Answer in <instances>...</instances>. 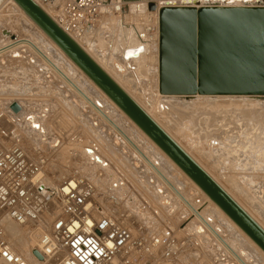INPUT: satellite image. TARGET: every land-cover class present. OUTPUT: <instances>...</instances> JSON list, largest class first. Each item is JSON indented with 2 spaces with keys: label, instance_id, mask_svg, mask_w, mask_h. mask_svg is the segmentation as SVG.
<instances>
[{
  "label": "rangeland",
  "instance_id": "374dc122",
  "mask_svg": "<svg viewBox=\"0 0 264 264\" xmlns=\"http://www.w3.org/2000/svg\"><path fill=\"white\" fill-rule=\"evenodd\" d=\"M131 13L132 11L129 10V8H126L125 11L121 14L120 23H118V32H120L121 30L122 32L117 33V36L119 38L115 36V38H117L116 41L111 38V40H109L110 42L107 41L106 44L104 42L98 43V45L96 44L99 47L101 46V48L104 50V54L96 51H89L90 55L109 72L112 70L109 68L110 58L117 57V59L124 62L122 59L125 51L124 49L128 48V46L133 47L136 42H139V39L137 38L138 36L135 37L136 42L132 44L130 42H127V35L129 34V32H131V29H133V24H135L131 23L132 20L129 16ZM24 18L25 17H23L22 13L18 12L10 2H8L7 0H0V38L3 39L1 37V33H3L4 31L7 32V39L10 41L21 37H36L39 42L41 41V39L44 40L38 34L37 30H35ZM134 29L136 32H138L135 27ZM139 31L141 32V30ZM134 32H132V34ZM121 33H123V35ZM121 37H123V39ZM112 41L115 43V45L114 43H112ZM41 43L49 49V54L56 62L61 64L62 62H64V59L52 48L48 47L45 43H43V41ZM106 46H108L107 49H104L106 48ZM112 47L114 51L111 50ZM12 53H14V55H12ZM112 53L113 56L111 55ZM144 60L145 56L140 60L130 59L132 67L135 69L134 72L136 73L137 78L133 77V71H128L129 75L124 79V81H119L120 84L123 85L127 92L132 95V97L137 99V101L139 100V103L143 107H145L146 110H150L151 114H153L154 117L156 116V120L158 122L160 121L159 123L166 130H168V132H170L172 136L177 138L178 141L180 140L179 143L186 147L188 151H190V154L194 156V158L200 163V165H202L204 169H206L216 180L221 181L220 183L225 188H227L230 193H232L231 195L234 196V198H236L246 208V210H248V212H250L264 227V169L262 170V167L264 168V162H262V164L259 166L254 165L252 168L250 167L251 164H248L249 162L252 163V161L250 160L254 158V154L252 153H254L255 150H252L253 152H251V149H244L246 151L245 153L247 154L243 153L241 159L244 160L245 158H247L249 162L247 163V166L246 164H243L245 163L244 161L246 159L244 161L241 160L240 162H243L241 165L242 167L244 165V167L240 168L241 165L239 163L237 165V162H239L240 158H236V155L234 156L232 154L231 147L229 146L230 144H226L230 149H224L223 151H221V153L219 152V154L218 152H215L216 150H213V147H211V150L209 148L211 152L209 151L207 153L208 150L203 149L204 147L202 146L204 145L203 138L206 134L214 135L216 133L220 136L221 132L227 134V131H229L228 136L230 137L229 141H232V148L236 143L238 144L239 142L241 144H247L245 138L251 137V133H253L252 137L253 135L256 138L258 136H260V138L264 137V131L261 127L264 126V118L261 117L264 116V97L253 96L250 98H237L230 100L224 99L225 101H227V103L221 99H211L212 101L207 100L206 102V99L201 100L199 99V97H179L176 98L178 99V101H176V99L174 100L177 102L178 106H180L181 108L182 106H184L187 110L193 109V113L192 111H190L189 113L185 111L187 115L178 116L174 114L171 116L170 109L164 107V109L157 111L156 107H153V105L157 104V102L159 101L156 89L157 68L153 60L150 64H148ZM139 64H142V67H138ZM64 65L69 71L68 76H70L71 80L80 83L81 86H84L85 90H83L88 98H90L92 101H99L100 103L105 104L100 95L89 91L87 83L80 77L77 71L68 66L67 63ZM111 73L113 74V71H111ZM12 101L18 102V104H20V112L22 113L18 112L11 114V112L8 110V106ZM218 101L220 103H218ZM219 104L221 105L220 108L219 106L217 107V105ZM222 104L224 107H222ZM209 105L210 107H208ZM211 106H213V109L211 108ZM225 106H227V108ZM246 107L248 109H246ZM194 108L198 109V111ZM255 109L259 111V113H257ZM260 110H262V112ZM224 111L226 112V114ZM167 112H169L170 114H167ZM204 114H206V116ZM179 120H181V122H179ZM31 121H35L34 123L37 127L32 126L30 124ZM174 121L177 124L179 123L181 125L185 121V128L191 126V130L189 129V127L187 128V130L189 129L190 132L192 131V137L194 136L197 139L195 140L196 144L194 146L189 145V142L185 139L186 137H182L181 135L177 134V128L175 127V125L177 124ZM188 121L193 123L189 124ZM225 127H227V129H225ZM253 127L255 130L253 129ZM260 127L261 129H258ZM61 135L64 136L61 137ZM180 136L181 138H179ZM199 136L204 137L200 138ZM55 139L59 142L56 147H53L54 145L52 146V143H54ZM117 139L118 144H115V141ZM0 140V142H2L4 146H8L14 142L22 143L26 150L30 149V145L40 146V149L44 153H46V155H48L50 159H54L57 150L59 151L60 149V151H63L66 149V146H68L67 151L69 152V149L71 148L70 144H72L73 141H80L79 143H81V149L76 150L75 154H70L67 152L64 155L67 163H64V165L69 166L70 164V166H75L76 169H78L76 170L77 176L92 180L96 188L95 198L98 202V204L96 205L97 207L100 204L105 208L107 212L114 210L116 212V215L118 216L131 214L132 217H134L137 221H131V223L135 222L134 225L136 227H139L142 230L143 234L147 236L158 235V231L156 230L154 232L148 229V227L144 223L143 217L139 219L137 218L134 207L135 204L142 203V201L140 200L141 198L148 201L149 205L145 202L143 203L146 207L158 211L159 216L154 212L152 213V217L153 215H155V218H153L156 220L158 219L160 222H162V225L160 226H162L163 228H160L161 230L158 229L160 234H165L164 230L170 228V232L167 233H176L177 238L181 239L183 237L182 235H184V232H189L188 230H190V226L188 225L190 224V222H196L194 215L189 212V210L186 209L180 202H177V208L173 213L171 212L168 213V215L166 214V211H164V207L166 208V206H162V203L158 201V196L154 190V187L151 186L153 183H150V181L147 183L146 181V178L148 176L155 177L152 170L144 163L141 158H139L138 155H136V153H134L132 148L127 143H125L112 128H110L105 124V122L100 119V117L91 109L89 105H87L74 92H72V89H70L61 80V78L43 62L40 57L32 54L29 49H25L22 47L7 50L0 54ZM139 143L145 148V150L152 153V155H156L155 152L144 141L139 140ZM63 144L64 146H62ZM196 145L198 146V148ZM88 146L90 149L93 148V151L102 158L103 164H99L97 161H93L90 158H87L86 155H88V153L84 151V147ZM194 147L196 150H194ZM260 148H262L261 151H263L264 153V146H261ZM225 151L226 153H224ZM247 151L250 153H248ZM229 153L230 155H228ZM222 154H227L228 156H223ZM247 155L249 156L250 160ZM214 156H216L217 158ZM231 156L232 158H230ZM237 159L238 161L235 162ZM226 160L230 161L227 162ZM87 161L89 167L85 165ZM158 161L161 162L160 158H158ZM57 162H59V160L55 161V164H57ZM161 163H163V161ZM234 165L238 166L239 168ZM168 169L170 168L168 167ZM242 169H245L246 171ZM170 173L172 177L175 178V180L183 186V191L187 195H189L188 190L190 188L188 184H185V182H183V179L175 171L170 169ZM244 175L251 176L249 179L251 184L246 183L248 182V180L246 179L247 177L243 178ZM233 180L234 182H232ZM233 183H235L236 185H232ZM255 184H257V187L261 189L260 191H258L263 195L257 194V187L256 189H252V187L256 186ZM48 189L49 187H45L44 191H47ZM242 189L244 191H242ZM165 190L167 194L171 195L170 191H167V189ZM257 196L261 197H258L259 203L256 199ZM189 197L192 198V205L196 207H202L204 205V208L207 206L206 204H204V199L202 198V196H200V194L191 192V196L189 195ZM110 198H113L115 200V203L113 202L114 204H111V202L109 201ZM174 198L175 200H178L176 197ZM260 201H263V204ZM133 203L135 204L133 205ZM132 217L129 216L130 219ZM42 219L44 220L43 217ZM18 228H20V230H24L23 228L25 227ZM28 229L32 230L30 227H28ZM171 229L173 231H171ZM148 230L152 231L153 234H149ZM174 238H176V236ZM232 238L234 240L236 239L235 242L238 245H241L242 247L246 246L245 243L237 236L232 235ZM205 241L206 243H209L207 244V247L209 245V248H207L206 251L209 258H206V260L203 259V261H200L199 263L195 260H193V263L192 261L187 260L186 263L225 264L226 260H224L225 263L219 261L221 258H219L218 254L214 253V250L218 251L217 248H219L221 252L223 251V249L219 246H217L215 249V241H213V244L210 241H207V239H205ZM13 247L15 248V250L22 253L20 248L15 246ZM210 248H212L211 250H214L211 252ZM253 254V257L258 264H264L263 259L261 260L259 256L255 255V253ZM227 258H230L229 255H227ZM207 259L209 260V262H206ZM157 260H159V258ZM156 264H176V262L167 263L165 261H157Z\"/></svg>",
  "mask_w": 264,
  "mask_h": 264
},
{
  "label": "bare ground",
  "instance_id": "6f19581e",
  "mask_svg": "<svg viewBox=\"0 0 264 264\" xmlns=\"http://www.w3.org/2000/svg\"><path fill=\"white\" fill-rule=\"evenodd\" d=\"M7 1L10 2L11 5H13L18 12L22 13L23 17H25L24 19L35 30H37L38 34L44 40L41 39V41L39 42L36 37H30V38L29 37H27V38L26 37L25 38L24 37L23 38L21 37V38H18V39L16 38L13 41H10V40L7 39V32H4L3 31V33H1V37L3 39L0 38V54L2 52H4V51H7V50L15 49L17 47H22V48H25V49H29L32 54H35L38 57H40L43 60V62L48 67H50L61 78V80L70 89H72V92H74L82 101H84L87 105H89L91 107V109L100 117V119L103 122H105V124L108 125L110 128H112L117 133V135L125 143H127L132 148V150L134 151V153H136V155H138L139 158H141L144 161V163L152 170V172H153V174H154V176L156 178L153 177V176H148L146 178V181H147V183L149 181H150V183H153L152 185L151 184H149V185H151V186L154 187V190H155V192H156V194L158 196V201L160 203H162V206L163 205L166 206V208L164 207V209H165L164 211H166V214L168 215V213H171V212L173 213L176 210V208H177L176 204H178L180 202V203H182V205L186 209L189 210V212H191L194 215V217L196 219V222L195 223L190 222V224L188 225V226H190L189 227L190 230H188L189 232L186 231V232L183 233L184 235H182L185 238L186 242L189 243V244H191V247L188 246L182 253H180L176 257V260L173 261V263L176 262V264H178V263L179 264H184V263L185 264H188V263H186L187 260L192 261V263L194 262L193 260H195L196 262L199 263L200 261L202 262L203 259L206 260V258H209L208 253L206 252L207 251V248H209V245L207 247V244H209V243H206L205 239H207V241H210L212 244H213V241H215V243H214L215 249H216L217 246H219V247H221L223 249L224 252L223 251L221 252V250L219 248H217L218 251L217 250H214V249L213 250H214V253L218 254L219 258H221L219 261L225 263L224 260H226V263L225 264H258L256 262V260L254 259V257H253L254 256L253 253H255V255L259 256L261 258V260L263 259V261H264V252L262 250H260L257 247V245H255L197 187V185H195L98 87H96V85H94L92 83V81L90 79H88V77H86V75L68 57H66V55L25 15V13L18 7V5H16V3L13 0H7ZM33 1L52 20H54V15L56 13V10L54 9V4H56V3L53 2L54 4L51 3L50 5H40V4L37 3L36 0H33ZM129 10L132 11V13L129 15L130 16V19L132 20L131 23H135L133 25L137 29L138 32H136L135 29H134V27H133V29H131V32H129V34L127 35V37H128V39H127L128 41L127 42H130L131 44L134 43V42H136V38L135 37H137V36H138L137 38L139 39V42H136L133 45V47L128 46V48L124 49L125 51H124L123 56H126L127 57V56H132V55H135L136 54L137 58L131 57L128 60H124L122 58L124 62H122L121 60L117 59V57L110 58V60H109V68L112 69L111 71H113V74L111 73V71L109 72L106 68H104L103 66H101L90 55L89 51L91 50V51H96V52H99L101 54L102 53L104 54V50L101 48V46L100 47L97 46L98 43L104 42L106 44L107 41L110 42L109 40H111V38H113L114 41L117 40V38H115V36H117V33L122 32V30L120 32H118V25H119L118 23H120L121 15H112L111 14L109 16L104 17L103 20H102L103 22L100 23L101 24V27H98L99 29L98 28H96L97 30L96 29H90L82 37H80L79 39H72V40L75 41L81 47V49L106 74H108V76L138 106H140V108L142 110H144V112L146 114H148L264 230V227L260 224V222L258 220H256V218L250 212H248V210H246V208L236 198H234V196L231 195L232 193H230L227 190V188H225L220 183L221 181L216 180L212 175H210V173L206 169H204V167L202 165H200V163L194 158V156H192V154H190V151H188L186 149V147H184L182 144L179 143L180 140L178 141L177 138H175L174 136H172V134L170 132H168V130H166L159 123L160 121L158 122L156 120L157 119V118H155L156 116L154 117L153 114H151V111L150 110H149L150 112L148 110H146L145 107H143L139 103V100L137 101V99H135L134 97H132V95H130L127 92V90L123 87V85L120 84L119 81H124V79L129 75V72L128 71H131V72L133 71V77L137 78L136 73L134 72L135 69L132 67V64L130 62V59L140 60V59H142L145 56V60L144 61L147 62L148 64H150V63H152V60H153V62L156 65V68H157L156 89H157V94H158V97H159V101L157 102V104H155L156 106L153 105V107H156L157 111H160L161 109H164V107H166L167 109H170L171 110V112H170L171 114L169 112H167V114L169 113L171 116L174 115V114L175 115H178V116L187 115V113H189L190 111L193 110V109L192 110H187L184 106H182V108L180 106H178V104L176 102V101H178V99H176V98L184 97V96H173V95L166 96V95H162V94H160L158 92V34L156 32H154L151 35L141 34V32L139 31V30H141V27H140V24H138V21L139 20H144V22L147 21L146 23H150V24H152L153 26L156 27L157 26V22H158L157 17L155 16V18L153 20L151 19V21H149L148 20L149 19L148 18L149 17V13L147 12L148 10L145 7V5L142 4V3H134V4L130 5ZM154 14H156V11H154ZM132 32H134V33L132 34ZM121 34L123 35V33H121ZM123 37H121V38L123 39ZM42 41H43V43H45L48 47L52 48L56 53H58L64 59V62H62V64L56 62L52 58V56L49 54L50 53L49 49L46 46H44V44L41 43ZM120 41H119V43H120ZM112 43H114V42L112 41ZM107 44H110V43H107ZM114 45H115V43H114ZM116 45H117V42H116ZM107 47L108 46H106V48H104V49H107ZM113 47L111 48V50H113ZM115 48H116V46H115ZM105 52H106V50H105ZM12 55H14V53H12ZM111 55L113 56V53ZM140 56H142V57H140ZM66 63H67L68 66H70L72 69H74L75 71H77L79 73L80 77L87 83V85H88L87 87H88L89 91H92L93 93L100 95V97L104 100L105 104L104 103L102 104L99 101H92L90 98H88V96L84 93V90H85L84 86L82 85L83 86L82 87L80 85V83H77L76 81H72L71 78H70V76H68L69 75V71L67 70L66 66L64 65ZM138 67H142V64H139ZM190 97H199V99H201V100L202 99H204V100L206 99V102H207V100L212 101L211 99H218V100L219 99H221V100L228 99V100H230V99H237V98H250V97H253V96H230V95H224V96H219V95H215V96H201V95H193V96H190ZM175 99H176V101H174ZM215 101H217V100H215ZM225 102L227 103V101H225ZM13 103H15L18 106V108H19V110L17 112H13L10 109V106ZM218 103H220V102L218 101ZM228 103H229V101H228ZM224 105H226V104H224ZM218 106H219V108L221 107L220 104L217 105V107ZM8 107H9L8 110L11 112V114L12 113H18L21 110L20 104H18V102H14V101H12L9 104ZM208 107H210V105ZM212 107L213 106H211V108ZM222 107H224L223 104H222ZM225 107L227 108V106H225ZM194 109H196V108H194ZM246 109H248V108L246 107ZM196 110L198 111V109H196ZM196 110H195V112H196ZM185 111H187V113H185ZM260 111L262 112V110H260ZM256 112L259 113V111H257V110H256ZM20 113H22V112H20ZM192 113H193V111H192ZM225 114H226V112H225ZM204 115L206 116V114H204ZM167 116H169V115H167ZM190 117H192V116H190ZM194 117H197V116H194ZM261 117L264 118V116H261ZM215 118H216V116H215ZM191 119H193V118H191ZM254 120H255V118H254ZM228 121H231V120H228ZM34 122L31 121L30 124L32 126H36V124ZM179 122H181V120H179ZM184 122H183L182 125L179 124V123L177 124L175 122L177 124V125H175V127L177 128L176 129V132H177L178 135H181L182 137H186L185 139L189 142V145L194 146L196 144L195 140H197V139L194 136L192 137V134L193 133H191L192 131L190 132V130H191L190 127L191 126L189 127L187 125L189 127V129H190V130L189 129L187 130L188 127L185 128ZM191 123H193V122H189V124H191ZM183 125H184V127H183ZM222 126H221V128H222ZM261 127H262V130L264 131V126H261ZM261 127L258 128V129H261ZM218 128H220V127H218ZM247 128H248V126H247ZM35 129H38V128H35ZM225 129H227V127H225ZM253 129H254V127H253ZM254 130H251V131H254ZM259 131H261V130H259ZM228 132L229 131H227V134L221 132V135L220 136L217 135L216 133H215L216 135L215 134L214 135H207L206 134L205 137L203 136L204 138L201 137V136H199L200 138H203L204 139V145H202L204 147L203 149L208 150L207 151V153H208L211 150V147H213V150H216L215 152L216 153L218 152V154H219V152L221 153V151H223L224 149L226 150L227 148H229V147H227V145L230 144L229 146L231 147L232 154L234 156L236 155V158L237 157L240 158L239 159V162H237L238 159L235 161V162H237V165H238V163L240 165L243 163V162L241 163L240 161L242 160L241 159L242 158L241 156H243V153L246 152L244 149H246V150L247 149H249V150L251 149V152H253L252 150H255L254 153H252V154H254V158L253 159L250 160L249 156L247 155L248 158H249V160L252 161V163L249 162L247 160V158L244 157L246 159V160L244 159L245 161L242 160V161L245 162V163H243L244 165L245 164L247 165V163L249 162L248 164L249 165L251 164L252 166L250 165V167L252 168L254 165H258L259 166V165L262 164V162H264V157H263L264 156V153H263V151H261V149L263 147L260 148L261 146H264V137H261L260 138V136H258L257 137L258 139H257L254 135L252 137V134L253 133H251V137H247V136H246L247 138L244 137L245 138V141L247 142V144L246 143L241 144L240 142H239L240 144L239 143L238 144L236 143L233 146V148L235 147L233 149L232 146H231L232 141H229V138L230 137L228 136ZM256 132H257V130H256ZM232 134H234V133H232ZM258 135H259V133H258ZM63 136L61 135V137H63ZM181 136L179 138H181ZM236 138H238V137H236ZM139 140L144 141L155 152V154H156L155 156L156 157L158 156V157L156 158L154 155H152V153H150L147 150H145V148L139 143ZM58 142L59 141H57L55 139L54 140V143H52V146L54 145L53 147H56L58 145ZM79 142L73 141L72 144H70V147L71 148L69 149V152L67 151L68 146H66V149L63 150V151H60V149H59V151L57 150V152L55 153V156H54L55 161H58L59 160V162H57V164H55V161H54L53 158L50 159V157H48V155H46V153H44L40 149V146H37V145H33V146L30 145V149H28V150H26V148L24 147V145L22 143H17V142H14V143H12V144H10L8 146H4V144L2 142H0V146L1 147H4V148H7V147L12 146V145H18L22 149H24L27 153H30V152L31 153H34L35 151H37L39 153V155H41L43 158L46 159V162H47L46 169L40 175L41 176V179H42V182H41L42 183V186L52 188V187H56V186L60 185L63 180H67V179L71 178L72 176L76 175V170H78V169H76L75 166L74 167L73 166H70V164H69V166H67V165L65 166L64 165V163H66V158H64V155L67 152L70 153V154H75V151L76 150L81 149V143H79ZM237 142H238V140H237ZM116 143L118 144V139L115 141V144ZM200 144H199V146H200ZM62 146H64V144ZM197 148H198V146H197ZM209 148H210V150H209ZM61 149H63V148H61ZM194 150H196L195 147H194ZM84 151H86V153H88V155H86L87 158H90L93 161H97L99 164H103L102 158L96 152L93 151V148L90 149L89 146L88 147H84ZM202 151H204V150H202ZM224 153H226V151ZM227 153H228V151H227ZM230 153L228 155H230ZM248 153H250V152H248ZM204 154H206V153H204ZM245 154H247V153H245ZM222 155L224 156L225 154H222ZM228 155L226 154L225 156H228ZM244 156H246V155H244ZM214 157H216V156H214ZM158 158H160L161 162L163 161V163L159 162L158 161ZM230 158H232V156ZM52 161H54V162H52ZM226 161L229 162L230 160L229 161L226 160ZM85 165L87 167H89L88 161L85 163ZM244 165H243V167H244ZM234 166H236V165H234ZM247 166H245V167H247ZM168 167L171 170L175 171L183 179V182H185V184H188V186L190 188L188 190V193H189L190 196H191V192L192 193L193 192L198 193V194H200V196H202V198L204 199V204L207 205L205 208H204V205L202 207H196V206L192 205V198L189 197V195H187L183 191V186L178 181H176L175 178L172 177V175L170 173V169H168ZM236 167H238V166H236ZM241 167H242V165L240 166V168ZM260 168H261V166H260ZM263 169L264 168L262 167V170ZM242 170H245V169H242ZM247 172H250V171H247ZM245 175H244V177L243 176L242 177L243 178H246L247 177L246 179L248 180V182H246V183L247 184H249V183L251 184V182L249 180L251 176H249V175L245 176ZM84 179H86V178H84ZM86 180L89 181L90 183H92V185L94 186V196H93V199H94V201H95V203L97 205L98 202L96 201V198H95V196H96V188H95V185L92 182V180H90V179H86ZM244 181H245V179H244ZM232 182H234V180ZM234 184L235 183H233L232 185H234ZM257 184H258V182H257ZM257 184H255L256 186L255 187H252V189L253 188L256 189V187L258 186ZM248 186H251V185H248ZM252 186H254V185H252ZM165 189H167V191H170L171 195L167 194V192H166ZM243 189H242V191H244ZM258 190L260 191L261 189L257 187V194L261 195L262 193L260 194V192ZM263 194H264V192H263ZM174 197H176L178 200H175ZM258 197L259 196H257L256 199H257V202L259 203ZM259 198H261V197H259ZM44 199H45L44 210L42 211L41 215L37 219V222H35V223H26V224H23V225H19V224L14 223L13 221H11L9 219V217L7 216L6 213H0V225L3 228L5 240L12 247L13 251L17 255L21 256L28 264H43L44 257L42 255V253L40 252V250L38 249V246H39V238H40V236H41L42 233H46L47 231H49L50 229H52V227H53V219L57 215V208L54 205L51 204V202L46 198V195L44 196ZM140 200L142 201V203H140V204H135L137 202L133 203V205L135 204V207L134 208H135V213L137 215V218L139 219V218L143 217L144 218V223L148 227V229H150V230H152L154 232L157 230L158 231V235H159L160 233H159V230L158 229H160V228L162 229L163 228L162 226H160V225H162V222H160L158 219L157 220L154 219L155 218L154 217L155 215H153L154 218L152 217V213L155 212V213L158 214V211H156L154 208H153L154 210H152L151 208L146 207L145 204H143L144 202L148 204V201H146V199L141 198ZM109 201L111 202V204H114L115 203V200L113 198H110ZM260 202L262 203L263 201H260ZM138 203H139V201H138ZM160 203H159V205H160ZM160 208H161V206H160ZM95 210H96V207H95ZM97 210L99 211L98 212L99 214L112 215V216L115 215L114 217H117L118 216V215H116V212L114 210H112L110 212H107L105 210V208L102 205H100V204L97 207ZM129 216L132 217L131 214L130 215H125V217H129ZM158 216H159V214H158ZM42 217L44 218V220L42 219ZM131 221L137 222L136 219L134 217H132L131 219L130 218L129 219L127 218L125 220V224L129 228H131L133 232H135L136 231V228L134 226V223L135 222L134 223H130ZM223 224H224V226H223ZM43 225H44L45 228L43 227ZM226 226H228L229 228L226 227ZM18 227H25V228H23L24 230H20V228H18ZM28 227H30L32 230L28 229ZM169 229L164 230V233L170 232ZM152 231H149V234H151V233L153 234ZM171 231H173V230L171 229ZM170 234L173 237L176 236V238H177L176 233H170ZM232 235L237 236L238 238H240L245 243L246 246H243L242 247L241 245H238L235 242L236 239L234 240L232 238ZM239 243H241V242H239ZM13 246L20 248L22 253H20L17 250H15V248ZM211 249L212 248H210V250ZM213 250H211V252ZM227 255H229L230 258H227ZM206 262H209V260L207 259ZM47 264H52V263H47ZM152 264H156V263L153 262Z\"/></svg>",
  "mask_w": 264,
  "mask_h": 264
},
{
  "label": "water",
  "instance_id": "95a60500",
  "mask_svg": "<svg viewBox=\"0 0 264 264\" xmlns=\"http://www.w3.org/2000/svg\"><path fill=\"white\" fill-rule=\"evenodd\" d=\"M25 15L264 252V230L33 1ZM163 7L158 12V92L264 97V7ZM154 11L153 4L147 5ZM137 58L123 56L124 60ZM13 112L19 110L13 103ZM168 234V233H167Z\"/></svg>",
  "mask_w": 264,
  "mask_h": 264
},
{
  "label": "built area",
  "instance_id": "2783aa9c",
  "mask_svg": "<svg viewBox=\"0 0 264 264\" xmlns=\"http://www.w3.org/2000/svg\"><path fill=\"white\" fill-rule=\"evenodd\" d=\"M40 5L54 4V23L71 39H79L88 30L101 27L103 18L121 15L134 3L147 8L153 4L149 21L163 7L227 6L228 0H36ZM54 2V3H53ZM231 6H263L264 0L234 2ZM151 12V13H150ZM153 13V14H152ZM139 20L141 34H158L157 26ZM47 162L37 151L27 153L18 145L0 146V213L23 225L37 222L44 210V196L57 208L53 227L39 238L43 264H152L173 263L191 244L171 234L147 236L139 227L133 232L125 224L129 217L99 214L93 199L94 186L86 179L72 176L44 191L41 173ZM96 207V210H95ZM120 217V218H119ZM131 223V222H130ZM159 260H157L158 258ZM0 263L28 264L4 238L0 225Z\"/></svg>",
  "mask_w": 264,
  "mask_h": 264
}]
</instances>
